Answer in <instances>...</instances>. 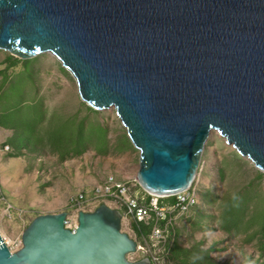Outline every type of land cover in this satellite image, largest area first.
I'll list each match as a JSON object with an SVG mask.
<instances>
[{
    "label": "water",
    "instance_id": "1",
    "mask_svg": "<svg viewBox=\"0 0 264 264\" xmlns=\"http://www.w3.org/2000/svg\"><path fill=\"white\" fill-rule=\"evenodd\" d=\"M0 50L48 53L82 102L114 108L138 150L135 179L168 197L189 189L215 132L264 172V0H0ZM36 215L0 264H153L122 211L99 203Z\"/></svg>",
    "mask_w": 264,
    "mask_h": 264
},
{
    "label": "rangeland",
    "instance_id": "2",
    "mask_svg": "<svg viewBox=\"0 0 264 264\" xmlns=\"http://www.w3.org/2000/svg\"><path fill=\"white\" fill-rule=\"evenodd\" d=\"M8 55L11 54L0 50V118L8 125H0V234L11 242L20 238L38 214L62 210L72 213L69 197L81 189H90L106 175L133 180L138 170V150L129 141L114 108L90 111L78 95L74 78L52 55L15 57L18 60L13 67L5 69ZM86 117L90 126L99 123L106 128L105 153L96 151L93 144L97 140L92 139L93 144L74 154L79 146L78 123ZM12 137L30 141L17 148ZM9 140L11 143L2 145ZM18 150L22 153L18 157L7 154ZM263 173L211 132L192 184L198 196L197 208L220 218L223 200L249 184L252 192L255 190L252 196L258 194L263 199ZM207 193L216 197L213 204L205 201ZM104 203L116 207L110 201ZM96 206L93 203L85 210ZM183 218L184 215L177 220L178 243L182 247L197 246L215 264H264V230L259 224L246 223L245 227L242 224L227 230L216 220L211 222V228L199 231ZM130 221L124 215L121 230L142 244ZM147 242L156 248L154 240L148 238ZM164 246L159 251L161 264L165 260ZM144 254L137 249L128 258L134 261ZM171 263L165 260V264Z\"/></svg>",
    "mask_w": 264,
    "mask_h": 264
},
{
    "label": "trees",
    "instance_id": "3",
    "mask_svg": "<svg viewBox=\"0 0 264 264\" xmlns=\"http://www.w3.org/2000/svg\"><path fill=\"white\" fill-rule=\"evenodd\" d=\"M17 60V58L8 55L6 59L5 69L13 67ZM86 107L90 111L95 112V110L91 107L87 105ZM88 120L89 119H87V117L82 118L78 123L76 140L79 143V146L73 150L74 154H80L85 150L86 146H88L89 143L93 144L92 139H94L95 141L97 140L96 143L93 144L96 151L98 153H105L107 151L106 128L99 123L94 124V126L93 124H91L90 126V124H88ZM0 125L8 126L7 124H3L1 122V118ZM11 140H13L14 145H16L17 148H20V145H25L26 142L30 141L29 139L17 140L13 137ZM8 143H11V141H6L2 145L4 146ZM7 154L9 157H18L22 153L18 150L8 152ZM251 185L252 184H249L242 190L236 192L229 199L223 200V202L221 203V214L219 216L220 218H217L215 215L205 213L200 208H197V204L192 207L187 212V214L184 215L183 221L185 223H191L195 230L199 231H204L211 228V222L216 220L220 222V227H223L227 230L237 229L241 227L242 224H245L243 225L245 227L246 223H248L249 225L259 224L260 227L264 230V197L263 199H261V197L258 196L257 192L255 193L257 195L253 197L252 195L254 194L255 190L252 192L253 189ZM204 197L205 201L210 204H213L216 199V197L212 195V193H207L204 195ZM172 200L173 197L161 199V201L164 202H170ZM99 203H97V205ZM120 210L124 214V210ZM130 219L131 228L135 231L139 239H141V242H143L142 237H145L146 239L149 238L151 226L143 222H138L131 217ZM178 232L179 230L177 224L169 228V234L163 252V257L165 260L172 262L171 264H215L207 257L208 253L204 250H201L197 246H194L193 248L182 247L178 243ZM201 257H204V259L201 260L202 262L198 260ZM165 260L163 264H165Z\"/></svg>",
    "mask_w": 264,
    "mask_h": 264
},
{
    "label": "built area",
    "instance_id": "4",
    "mask_svg": "<svg viewBox=\"0 0 264 264\" xmlns=\"http://www.w3.org/2000/svg\"><path fill=\"white\" fill-rule=\"evenodd\" d=\"M139 184L133 180L118 179L113 174L106 175L100 182L90 189H81L68 199L72 213H69L64 225L74 230L77 225V212L88 208L93 203L110 201L118 209L124 210V215L151 226L149 238L156 242V248L149 246L148 238L142 237V244L137 249L143 251L153 264H161L160 248L167 242L169 228L177 224V220L185 215L192 207L198 204V196L192 185L189 189L177 193L172 201H161L163 198L139 190ZM11 252L18 250L22 243L21 238L7 242L3 240Z\"/></svg>",
    "mask_w": 264,
    "mask_h": 264
}]
</instances>
